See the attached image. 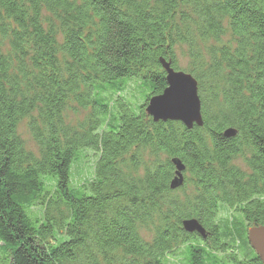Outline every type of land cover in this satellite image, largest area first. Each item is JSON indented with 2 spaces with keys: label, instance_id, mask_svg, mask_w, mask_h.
Here are the masks:
<instances>
[{
  "label": "trees",
  "instance_id": "16d2710c",
  "mask_svg": "<svg viewBox=\"0 0 264 264\" xmlns=\"http://www.w3.org/2000/svg\"><path fill=\"white\" fill-rule=\"evenodd\" d=\"M160 59L195 80L201 127L146 115ZM256 227L264 0H0V264H264Z\"/></svg>",
  "mask_w": 264,
  "mask_h": 264
},
{
  "label": "water",
  "instance_id": "95a60500",
  "mask_svg": "<svg viewBox=\"0 0 264 264\" xmlns=\"http://www.w3.org/2000/svg\"><path fill=\"white\" fill-rule=\"evenodd\" d=\"M159 64L165 74L166 89L161 95L148 100L145 113L157 122H176L186 129L193 126L201 127L200 101L197 95V84L188 74L174 71L168 62L160 59ZM233 130H226L225 137H233ZM175 167V175L170 182V189L175 190L183 183L182 172L184 167L176 160H172ZM182 228L187 233H196L204 238V230L195 220L182 222ZM247 241L256 255L264 262V227L250 228L247 231Z\"/></svg>",
  "mask_w": 264,
  "mask_h": 264
},
{
  "label": "rangeland",
  "instance_id": "374dc122",
  "mask_svg": "<svg viewBox=\"0 0 264 264\" xmlns=\"http://www.w3.org/2000/svg\"><path fill=\"white\" fill-rule=\"evenodd\" d=\"M179 57V61L181 62V67L182 69L184 68V66H186V62H187V57H180V55H178ZM86 113L82 112L79 113L75 119V120H79L81 121L84 117H85ZM18 135L19 137L22 139V141L24 142V145L26 147V149L28 151H31L32 153H36L34 144L31 140V137L27 131L26 128V121H22L20 123V125L18 126ZM92 164H93V160H91L90 156L88 155L87 158L81 159L79 160L77 163H75L72 167V184L73 185H78L80 182H82L84 179H87L90 177L91 172H92ZM221 216H225L224 213L221 214ZM164 264H180L178 259H170L168 261H165Z\"/></svg>",
  "mask_w": 264,
  "mask_h": 264
}]
</instances>
